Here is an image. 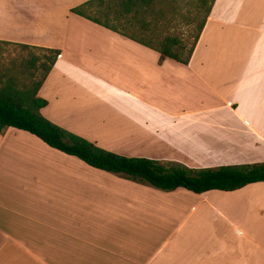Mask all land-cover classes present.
Masks as SVG:
<instances>
[{"label":"crops","instance_id":"obj_1","mask_svg":"<svg viewBox=\"0 0 264 264\" xmlns=\"http://www.w3.org/2000/svg\"><path fill=\"white\" fill-rule=\"evenodd\" d=\"M86 1L0 0V43L59 51L37 93L45 119L125 157L191 169L264 162V0H215L186 65L70 12ZM13 254L28 264H264V182L160 192L9 128L0 255Z\"/></svg>","mask_w":264,"mask_h":264},{"label":"trees","instance_id":"obj_2","mask_svg":"<svg viewBox=\"0 0 264 264\" xmlns=\"http://www.w3.org/2000/svg\"><path fill=\"white\" fill-rule=\"evenodd\" d=\"M215 0H198L188 20L193 25L191 42L165 36L156 44L128 33L135 26L147 31L152 25L146 17L164 18L155 9V0H89L70 10L83 19L154 50L165 59L186 65ZM26 53L4 71L0 68V134L12 128L29 133L49 148L75 158L90 168L162 192L179 189L200 195L210 191L233 192L247 185L264 182V162L191 169L178 163L125 157L104 150L45 119L40 111L46 101L37 93L59 56V51L25 45H12ZM37 51L39 54H35ZM19 76L24 77L19 79ZM38 77L37 80H34Z\"/></svg>","mask_w":264,"mask_h":264},{"label":"rangeland","instance_id":"obj_3","mask_svg":"<svg viewBox=\"0 0 264 264\" xmlns=\"http://www.w3.org/2000/svg\"><path fill=\"white\" fill-rule=\"evenodd\" d=\"M198 0H155L154 5L155 9L161 11L165 14L164 18H151L146 17L148 21H152V25L147 31H140L135 26L129 27L128 33L133 34L135 37L142 38L146 41H150L153 44H156L158 41L163 39L165 36L177 37L183 41L185 45H188L191 42L192 37V29L193 25L189 22L188 17L189 13H192L195 10L196 2ZM35 54H39L37 51ZM26 53L18 52V50L13 46H6L0 44V68L4 71L6 68L10 67V65L14 62H18L21 59V56H25ZM19 79L23 78L19 76ZM38 77H35L34 80H37ZM214 161H218L217 166L213 167H205V168H217L221 166H232V165H242V164H254L255 161L250 160L248 163H244L242 161H233L237 159H213ZM258 162V161H257ZM242 163V164H240ZM202 169V168H201ZM148 187V186H146ZM153 189L151 187H148ZM156 190V189H153ZM159 191V190H157ZM162 192V191H160ZM167 193V192H165ZM205 228V227H204ZM203 230V229H202ZM232 241H236V239L230 238ZM218 246H222V244H218ZM231 247H227L228 251L233 249L234 245H230ZM250 245L249 240L245 237H241V246H240V260L242 262H250ZM10 258L11 262H15L16 264H25L29 263L30 260L26 259L23 254H13V255H0ZM231 261H236L238 256H233L232 254L229 256ZM229 258L226 259V262H229Z\"/></svg>","mask_w":264,"mask_h":264}]
</instances>
